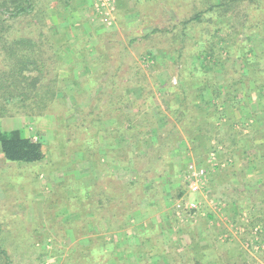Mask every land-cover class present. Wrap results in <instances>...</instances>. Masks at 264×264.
Here are the masks:
<instances>
[{
    "label": "trees",
    "instance_id": "16d2710c",
    "mask_svg": "<svg viewBox=\"0 0 264 264\" xmlns=\"http://www.w3.org/2000/svg\"><path fill=\"white\" fill-rule=\"evenodd\" d=\"M187 1L192 7L190 15L169 20L166 28L156 27L151 34L141 37L142 40L150 39L153 43L163 40L170 42L166 49L171 58L167 60L166 66L168 72H176L178 83L174 85L166 82L168 99L164 111L158 106L153 108L154 111L149 110L153 107L152 96H147L144 102L148 106L146 110L132 111L128 107L131 103L129 92L126 91L128 86L120 85L119 79H116L123 70L122 62L115 65V71L110 73L107 70L110 61L100 55L104 69L88 75L87 83L94 82L100 89L90 103H87L86 116L80 124L86 122L87 132L90 125L95 128L90 131L91 139L106 134L110 146L103 158L109 165L131 167L132 178L123 182L112 176L113 179L110 180V174L107 178H99L98 183L91 186L80 185L81 189L76 183L73 187L70 186L71 189L74 188L75 198L79 202H61V206L66 209L64 217L77 213L79 218L76 221H63L62 218L53 216L52 213L58 208L53 207L52 202H45L47 219L53 223L48 228L50 234H39V230H35L34 235L28 239L29 243H26L39 254V258L46 255L57 257L67 252L61 259V264H126L120 255H136L143 259L144 255L154 251L157 246L146 236L149 229L146 234L139 235L138 240L142 241L140 245L127 242L121 247L115 243L116 232L107 240L104 223L111 225L114 230L120 229V224L125 222V226L130 220H137L142 216L143 202L147 199L160 202L166 191L157 178L166 174L176 176L178 166L172 156L182 153L188 144H195L193 154L199 159L200 165L205 164V159L211 152L217 153L219 158L226 156L227 159H232L236 153L246 156L249 155V150L256 152L260 149V153L252 154L249 169H257L264 178V170H260V167L264 168V119H259L248 108L254 97L250 94L251 91L256 96H260V93L264 95V71L257 69L256 72V64H253V61H259L262 56L255 54L248 58L247 54L240 55L245 54L243 51H246L245 45L250 36L248 33L264 35V18L258 17L264 0ZM246 1H249L246 4L249 5L247 10L244 6L243 11H238V14L233 11ZM185 3L184 0H168L161 6L175 12ZM68 6L69 3L65 2L64 7ZM157 8L156 6V10ZM36 13L37 0H0V118H41L52 111V106L59 101L60 93L64 97L69 95L64 91L66 80L60 76L63 67L60 53L55 49L51 31L46 30V26L42 24L44 17L33 22L39 24L40 28L27 30L22 26L28 18H36ZM252 13L256 14L254 18ZM237 25L239 31L235 33L236 40L230 41L220 36V32H229V29H234ZM137 40L140 41L135 38L131 43ZM223 40H226L228 46H223ZM220 50L226 53L227 60L236 57L240 61L238 78L223 70V58L218 54ZM219 70L222 71V78L217 75ZM125 79H128V75L123 80ZM250 84L254 85V89L249 87ZM140 85L144 93L150 87L148 84ZM197 85L202 88L196 90ZM63 99L61 101L65 102ZM231 110L244 115L241 121L247 125H244L247 134H244V126L229 121ZM105 117L114 118L115 125L104 131L96 124H100ZM223 119L226 120L225 123H222ZM225 133L231 144L224 146L225 149L219 152L216 148L217 145H225L227 139L222 136ZM117 137L125 138V148H118L115 141ZM73 139L78 141L77 138ZM213 141L216 143L212 144ZM82 142L86 148L92 149L88 140ZM239 144H244L245 147L239 150ZM50 152L48 142L30 137L16 136L0 140V156L4 162L41 163ZM83 153L87 154L86 150ZM97 157L94 155L92 159L96 161ZM67 179L70 180V177ZM262 182L264 183V179ZM64 194L62 197L66 199ZM179 195H183V192ZM87 213L91 216L86 217ZM7 223L4 227L3 220H0V264H14L15 261L14 250L5 246L6 226H9ZM9 223L13 224L9 233L13 232L15 237L23 236L26 223L21 214H13L9 217ZM66 228L73 233L72 244L67 251L58 252V234L54 236V240L51 237L56 230L66 233ZM49 239L53 240L51 249L45 246ZM19 241L23 242L21 239ZM143 242H151L146 250L142 249ZM199 245V240H194L190 246L198 250ZM199 255L204 257L206 253ZM200 256L196 259L192 257V260L199 264Z\"/></svg>",
    "mask_w": 264,
    "mask_h": 264
},
{
    "label": "rangeland",
    "instance_id": "374dc122",
    "mask_svg": "<svg viewBox=\"0 0 264 264\" xmlns=\"http://www.w3.org/2000/svg\"><path fill=\"white\" fill-rule=\"evenodd\" d=\"M167 1L112 0L114 10L110 19L112 23L109 25L98 11L100 1L91 0L90 13L85 16V21L81 22L83 28L76 32L73 29L69 31L66 27L62 30L59 22V10L66 8L65 2L69 3L68 7L71 8L70 0H37L36 18H28L22 24L27 30H35L40 26L34 24V20L44 17L42 24L46 26V30L51 31L55 49L60 53L59 57L63 64L60 76L66 80L64 91L69 95L64 97L60 93L59 101L52 106V111L41 118L24 116L0 118V140L16 136L30 137L33 140L48 142L51 146L47 159L41 163L6 161L7 165L0 157V220H3L4 227L6 222L9 224L6 226L5 246L14 250V264H61V259L67 253L65 251L71 247L73 233L68 230L69 228H66V233L57 230L54 234L51 233L52 239L58 234V237L55 236L57 251L64 250L63 255L57 257L46 255L41 259L37 252L26 245L35 230H39V234H47L48 228L53 226V223L47 219L45 202H52V206L58 208L52 213L53 216L60 217L63 221H76L79 215L73 213L64 217L66 209L61 206V202H79L75 198L74 188L71 189L70 186L73 187L75 183L78 188L80 185L91 186L97 184L99 178H107L110 174L111 178H108L110 180L114 177L119 181L127 182L132 178L131 167L119 168L109 165L103 158L107 147L110 146L106 134L91 139L90 131L95 128L88 121L90 130L87 132L86 122L80 124L86 116L87 103H90L100 89L94 82L87 83L88 77L84 79L83 71L81 72L80 69L83 67L87 69L88 75L94 73L91 72L94 70L93 67L96 68L94 71L100 72L103 68L100 55L106 61H110L108 69L106 67L110 73L115 71V65L122 62L123 70L116 79H119L120 85L128 86L126 91L129 92L128 98L131 100L128 107L132 111L146 110L148 106L144 102L147 96L149 98L152 96L153 107L149 110L158 106L164 111L168 99L166 82L174 85L178 83L176 72L174 74L168 72L166 66L171 56L167 54L166 49L170 42L163 40L153 43L150 39L142 40L141 37L151 34L156 27L166 28L170 23L169 20L190 15L192 9L188 1L184 0L186 3L174 12L161 6ZM248 2L237 6L233 11H237L238 14V11H243L244 6L247 10ZM254 15L256 16L255 13L251 14L252 17ZM258 17L264 18V6ZM238 29L237 25L234 29H229V32L219 34L223 39L233 41L236 40L235 33L239 31ZM248 35L250 36L245 45L246 51H243L245 54L240 55L247 54L249 58L260 54L261 59L253 61V64H256L254 70L264 71V35L259 33H248ZM69 37L71 45L61 46L63 42H70ZM135 38L140 41L131 43ZM223 43H225L223 46H228L226 40H223ZM218 54L223 58V70L230 72V76L238 78L240 61L236 57L227 60V55L222 50ZM221 73V70L217 73L220 78L223 77ZM68 74L71 77H67ZM127 75L130 80H123ZM137 83L148 84L150 87L146 89L151 95L142 92V85ZM254 85L250 84L249 87L254 89ZM195 88L197 90L202 87L197 85ZM207 94L210 97V94ZM250 94L254 97L248 108L259 119H264V95L260 93V96H256L257 94L252 91ZM62 99L66 103L61 101ZM243 117L241 112L231 110L229 121L242 127L246 125L241 121ZM225 122L226 120L223 119L222 123ZM114 125V118L108 117H105L100 124H96L102 130ZM246 126H244V134H247ZM222 136L227 140L225 145H217L216 150L219 152L225 149L224 146L231 144L226 133ZM73 138H77L78 141ZM85 140L91 143L92 149L83 145L82 141ZM115 141L119 149L126 147L125 138L117 137ZM186 147L183 148L182 153L172 156L178 166L176 176L166 174L157 178L166 191L160 202L149 199L143 202L142 216L127 222L125 225L127 227L124 226V222L120 224V229L114 230L111 225L104 223L107 240L112 238L113 232H116L114 239L117 246L122 247L127 242L131 245H140L142 241L138 240L139 235L146 234V230L149 229L146 236L151 238V242L157 246L156 249L146 252L143 259L136 255H129L130 257L120 255L126 264H197L192 257L196 259L203 252L206 256H200L199 264H264V183L262 182L264 178L257 169L252 171L249 169L252 154L260 153V149L256 152L249 150V155L246 156L240 155V152L236 153L232 159H227L226 156L219 158L217 153L213 157L211 152L205 159V164L200 165L199 159L193 154L195 144H188ZM244 147V144H239V150ZM83 150H86L87 154L83 153ZM94 155L98 156L96 161L92 159ZM190 165L204 168L207 172V185L201 194L190 192L187 184L185 185L186 171ZM260 170L262 172L264 168L260 167ZM68 177L70 180L67 179ZM180 192H183V195L180 196ZM63 193L67 200L62 197ZM191 201L199 205L197 211L192 214L188 212ZM13 214H21L23 221L25 220L26 230H23L21 237H15L13 232V234L9 233V228L13 227V224L9 223V217ZM88 216L90 217L91 214L87 213L86 217ZM46 220L47 222H44ZM53 240L49 239V245H46L48 243L46 242L45 246L49 248ZM194 240L200 242L198 250L190 246ZM151 242H143L142 249L146 250Z\"/></svg>",
    "mask_w": 264,
    "mask_h": 264
},
{
    "label": "crops",
    "instance_id": "0c3cea01",
    "mask_svg": "<svg viewBox=\"0 0 264 264\" xmlns=\"http://www.w3.org/2000/svg\"><path fill=\"white\" fill-rule=\"evenodd\" d=\"M90 1L91 0H70L71 8L68 7L67 9L66 8H63L62 10H59V12H60V14H59V16H60V19L59 20L60 21L59 22L61 24L62 30H64V29L67 28V30H69V31L73 29V31L75 30L76 32H79L80 29L83 28L82 27L83 25L81 24V22H84L85 21V16L89 15V13H90V7L92 6V4L90 3ZM57 27L58 26L55 25V28L57 30H59ZM81 31H83V30H81ZM68 39L70 40V42L69 43H64L63 42V43H61V46L67 47L68 45H71L70 44L71 43V38L69 37ZM80 61H81L80 63L82 64L83 63L82 60H80ZM81 64H80V66H81ZM84 64H85V59H84ZM93 69L95 70L96 68L93 67ZM94 70H91V72H96ZM80 71L81 72L83 71V78L86 79L88 77V72L89 71L87 69H84V67L81 68ZM67 77H71V76L69 75ZM255 174L256 173H254V175Z\"/></svg>",
    "mask_w": 264,
    "mask_h": 264
},
{
    "label": "built area",
    "instance_id": "2783aa9c",
    "mask_svg": "<svg viewBox=\"0 0 264 264\" xmlns=\"http://www.w3.org/2000/svg\"><path fill=\"white\" fill-rule=\"evenodd\" d=\"M100 6H98V11L103 15L104 20L111 25V15L113 8L112 0H99ZM102 9V10H101ZM106 10V11H105ZM216 153H212L214 157ZM186 184L189 188V191L195 194H201L203 189L206 187L207 183V172L204 168H197L194 165H190L186 171L185 176ZM197 202H189V209L188 212L190 214L195 213L198 209Z\"/></svg>",
    "mask_w": 264,
    "mask_h": 264
}]
</instances>
